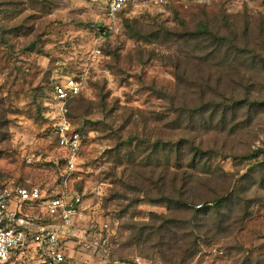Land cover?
Segmentation results:
<instances>
[{"label": "rangeland", "instance_id": "rangeland-1", "mask_svg": "<svg viewBox=\"0 0 264 264\" xmlns=\"http://www.w3.org/2000/svg\"><path fill=\"white\" fill-rule=\"evenodd\" d=\"M109 2L0 0V186L56 183L60 159L50 145L55 109L49 93L56 79L82 73L84 89L69 116L85 135L83 174L75 184L84 196L68 258L77 264L138 257L159 264H264V167L221 155L209 161L212 174L204 184L225 205L195 213L179 204L185 176L174 190L168 166H176L168 147L173 141L192 153L204 144L232 156L264 144V106L238 107L239 114L230 110L225 118L223 106L214 108V118L191 115L200 105L197 92L211 80L230 107L244 99L242 92L231 93L241 84L252 96H264V0L132 6L94 57ZM213 34L233 38L226 44ZM256 49L262 57H255ZM186 106L190 113L178 121L174 108ZM192 155L184 167L199 158ZM29 212L41 217L40 207ZM154 225L172 232L151 231ZM174 239L186 241L188 251H169ZM223 243L230 257L220 251ZM17 257V264H40L30 249Z\"/></svg>", "mask_w": 264, "mask_h": 264}, {"label": "built area", "instance_id": "built-area-1", "mask_svg": "<svg viewBox=\"0 0 264 264\" xmlns=\"http://www.w3.org/2000/svg\"><path fill=\"white\" fill-rule=\"evenodd\" d=\"M183 0H110L106 9V22L95 40L93 55H101V48L110 35L119 30L122 11L132 6L165 7ZM203 0H192L200 3ZM85 74L58 78L51 86L49 100L55 109L51 134L57 139L62 152L56 162L60 169L61 188L56 196L39 186L0 187V264L14 262L19 253L32 250L37 253L40 264H77L68 258V241L75 236V222L81 216L83 194L75 189L81 180V165L84 164L83 136L69 116V105L82 94ZM35 155L29 156L32 164ZM62 169H61V168ZM30 207H40L41 217L29 212ZM109 229V225H104ZM19 260V259H17ZM128 264H159L144 261L140 257Z\"/></svg>", "mask_w": 264, "mask_h": 264}, {"label": "trees", "instance_id": "trees-1", "mask_svg": "<svg viewBox=\"0 0 264 264\" xmlns=\"http://www.w3.org/2000/svg\"><path fill=\"white\" fill-rule=\"evenodd\" d=\"M2 1V0H1ZM108 7V6H107ZM127 10L122 11L121 15H120V19L122 17V15L126 12ZM106 14V13H105ZM120 23V21H119ZM203 22L201 23V26H203ZM103 24H100L99 26V31H101L103 29ZM5 30V26L3 25V23L0 22V31L4 32ZM204 31H206V28L203 29ZM96 33V36L98 37L100 35V32ZM199 32L196 35H200L203 36L205 35L203 32ZM208 32V31H207ZM214 38H216L217 41L220 42H225L226 44L230 43V37L233 38V36L231 35H224V34H213L212 35ZM97 39V38H96ZM107 43V41L105 42V44ZM104 44V45H105ZM103 45V46H104ZM233 45V46H232ZM232 47H235L236 44L232 41ZM102 49V48H101ZM261 50L256 49V51L254 52L255 57H262L261 54ZM201 67V66H199ZM209 71H212L211 69H207ZM217 79L218 81L221 80L222 75H218L220 74V71H217ZM208 84L210 85L209 88H207V90H201L199 92H197L200 96H201V101H200V105L198 107H193L191 108V115H197L199 114V116H201L202 119H204V116H202V114L204 113L205 115L209 113V117L210 118H214V108L218 107V106H223L224 107V111L222 113V116L225 118L227 113L232 110L234 111L235 114H239V111H235L238 107H250L252 106H264V96H255L250 93V90L247 88L248 84H241V89L239 91V89H235L233 88L231 93L234 90H237L238 92H242L243 95V100H239L238 104H234L233 107L228 106L225 101L227 100L226 97H223V91L220 90L221 85H219L218 82H213L212 80L208 82ZM256 84H260L258 82H256ZM219 85V86H218ZM260 91V90H259ZM206 93H212V95L210 96H206ZM230 93V94H231ZM220 98H219V95ZM80 96V95H79ZM76 97L73 102L79 98ZM203 96V97H202ZM232 99H234L236 96L231 95L230 96ZM255 97V98H254ZM254 98V99H253ZM244 102H246L244 104ZM71 108V107H70ZM260 108V107H259ZM175 110L173 111L174 115H178L180 116L178 121L180 119L183 120V116L187 113H190V111L186 108H174ZM70 113H71V109ZM260 113L257 115L259 116ZM77 127V126H76ZM78 131L81 133V135L83 136L84 139V132L82 131V128L77 127ZM49 139L51 142V150L54 151L53 154H56L57 157L61 160V156H62V152L59 150L58 145H57V139L50 133L49 134ZM176 138L173 137L172 140H175ZM185 141V140H183ZM170 149V153L172 157H176V166L172 167L169 161L168 166H169V170L171 175L173 176V182H172V188L175 190H177L178 185L176 183V181H179L180 183V179L182 177V175H184V179L182 180V183H185L184 185V197L182 198V200L179 201L180 206L183 209H187V210H191L193 208V211L195 213H199V212H203L205 210H213V211H219L224 205H225V201L223 199L222 195H215V196H211L210 195V190L209 188L204 184L205 181H207V179L211 176V169H210V164L208 163L209 161H212L215 158H219L220 155L224 158H235V159H240V160H250V164L249 166L254 168L256 166H261L264 167V144L261 147H257L255 149H252L251 151H247L246 153H241L239 156H232L230 155V153L226 152V151H221L219 152L218 150H215L211 147L205 146L204 144H202V147H198L196 149L195 152H189L186 149V145H182L180 141H173L172 143H170V145L168 146ZM192 154H194V156H197L199 158H195L194 159V165L192 167H184L183 164L185 161H188L189 159L186 158L187 155L189 156H193ZM56 157V158H57ZM198 160H204L205 166L201 167L197 161ZM62 161V160H61ZM207 167V168H206ZM57 171H59V175L57 176L58 180L56 179V183L53 185L50 184H39V183H27L25 185H17V186H22V187H26V188H31L33 186H39L42 189L46 190L49 195L51 196H56L57 195V191L60 190L61 188V177H60V169L56 168ZM189 170H193L195 172V175H191L189 172ZM252 171V170H250ZM176 180V181H175ZM198 183V184H195ZM1 188H3L2 186H0ZM5 187V186H4ZM56 189V190H54ZM163 200H165L166 198L162 197ZM203 205L199 210H196L195 206L196 205ZM209 204H212V208L211 206H208ZM191 208V209H189ZM251 216V213L249 211V213L247 214V218ZM223 222V221H222ZM154 229L157 230V233H161L164 230H168L170 232L171 228L167 227L166 225H160L159 227L155 228V225L151 227V231H153ZM144 231V229L142 230V232ZM161 239H164L165 236L159 235ZM160 246H165L166 243L163 241H159ZM192 245V244H191ZM190 245L186 242V241H177L174 239L172 244L168 245V249L169 251H174V250H179L181 252H184L185 250L188 251V247ZM221 252H224V255L226 254V256L230 255V248L225 244H221L219 247ZM230 257V256H229ZM141 259H143L144 261H148V262H155L157 263V261L154 260H149V259H145L140 257ZM131 263V261L126 262V263H120V264H128ZM192 264V263H189Z\"/></svg>", "mask_w": 264, "mask_h": 264}]
</instances>
